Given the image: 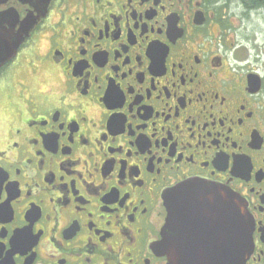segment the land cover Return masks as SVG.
I'll return each instance as SVG.
<instances>
[{"label": "flooded vegetation", "instance_id": "1", "mask_svg": "<svg viewBox=\"0 0 264 264\" xmlns=\"http://www.w3.org/2000/svg\"><path fill=\"white\" fill-rule=\"evenodd\" d=\"M241 14L264 0H0V264H229L235 218L168 196L189 181L243 200L264 264V33Z\"/></svg>", "mask_w": 264, "mask_h": 264}, {"label": "water", "instance_id": "2", "mask_svg": "<svg viewBox=\"0 0 264 264\" xmlns=\"http://www.w3.org/2000/svg\"><path fill=\"white\" fill-rule=\"evenodd\" d=\"M19 41L20 39L11 44L8 43L5 38L0 37V47H6L8 50H16ZM168 196L173 197L174 199H180L181 201L194 200L201 205L212 201L216 206L225 208L226 212L223 211L221 215H231L233 223L234 218L236 222L235 253H233L231 260H228V263L244 264V261L251 250V224L246 213L245 204L237 194L216 184L189 181L172 189L168 193ZM160 246L163 253H166L164 241ZM167 264L179 263L169 261Z\"/></svg>", "mask_w": 264, "mask_h": 264}, {"label": "rangeland", "instance_id": "3", "mask_svg": "<svg viewBox=\"0 0 264 264\" xmlns=\"http://www.w3.org/2000/svg\"><path fill=\"white\" fill-rule=\"evenodd\" d=\"M234 24L236 27L239 26V36L241 38H245L246 33L248 32V29H250V26L253 24L255 29L258 31V34L261 33V35L264 33V18L257 17L253 19H248L243 14L240 15V18H233ZM261 35L258 36V39H261Z\"/></svg>", "mask_w": 264, "mask_h": 264}, {"label": "trees", "instance_id": "4", "mask_svg": "<svg viewBox=\"0 0 264 264\" xmlns=\"http://www.w3.org/2000/svg\"><path fill=\"white\" fill-rule=\"evenodd\" d=\"M221 1H225V2H227V4H229V3H231V2H238V3H245L246 2V0H221Z\"/></svg>", "mask_w": 264, "mask_h": 264}]
</instances>
